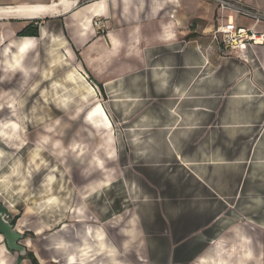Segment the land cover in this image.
Wrapping results in <instances>:
<instances>
[{"label":"crops","instance_id":"crops-1","mask_svg":"<svg viewBox=\"0 0 264 264\" xmlns=\"http://www.w3.org/2000/svg\"><path fill=\"white\" fill-rule=\"evenodd\" d=\"M55 1L0 0V122L17 111L15 121L0 123L3 144L14 154L28 145L31 84L94 80L109 106L122 110L133 102H151L153 114L166 115L125 127L137 132L125 146L132 141L151 147L139 159L145 179L141 200L125 211H130L124 231L127 260L103 228L108 219L90 218L84 207L73 209L75 221L59 223L47 238L48 259L38 258L30 239L22 245L41 264H263V247L258 245L256 257L254 242L244 232L235 235L239 244L231 247L204 233L220 217L204 201L228 206L245 183L244 172L230 177L224 166L237 157L230 159L225 149L212 150L207 143L236 141L250 132L249 139L258 140L252 159L263 145L264 46L254 47L249 64L222 55L211 33L219 25V13L204 0H78L53 15L26 18L20 13ZM245 1L264 12V0ZM95 18L108 21L106 31L94 27ZM31 24H38V37H21ZM256 30L264 32V25ZM112 132L114 147L119 141L113 126ZM182 143L196 146L182 153L175 146ZM162 146L168 153H162ZM180 170L183 179L165 176ZM58 196L65 199L64 192ZM0 264L32 262L11 251L0 235Z\"/></svg>","mask_w":264,"mask_h":264},{"label":"rangeland","instance_id":"rangeland-1","mask_svg":"<svg viewBox=\"0 0 264 264\" xmlns=\"http://www.w3.org/2000/svg\"><path fill=\"white\" fill-rule=\"evenodd\" d=\"M91 82L95 81L31 84L26 107L27 147L23 152L14 154L0 139V149L4 151L0 157V201L8 208V221L15 220L17 231L20 226L23 239L32 241L38 258L48 259L45 251L47 238L63 222H74L72 210L81 207L86 208L90 218L102 216L101 219H108L103 222V228L112 244L119 249L122 259L127 260L128 257L124 231L128 228L126 222L130 211H125L141 200L139 189L145 184V179L140 175L139 159L151 147H139L132 141L125 146L124 141L137 138V132L125 130V127L166 114H153L150 111L151 102H142V105L133 102L122 110L118 106H109L102 87ZM97 105L107 115L108 112L111 114L110 117L108 115L112 121L111 128L88 117ZM116 111L119 114L122 111V114H115ZM9 113L10 120L5 118L1 122L15 121L13 116L17 111ZM112 126L115 140L119 141L114 147ZM250 135V132H243L242 138L236 141L206 144L212 150L216 148L222 152L225 149L230 159L237 157L239 163L233 160L224 166L230 177L236 176V172L238 176L244 172L245 183L240 187L239 194L229 200L228 206L215 199L204 201L213 214L220 213V217L210 223L204 233L231 247L239 244L235 235L244 232L254 242V255L258 257L261 251H258L259 244L264 255V140L252 159L251 153L258 140L249 139ZM175 146L186 153L196 145L182 143ZM161 150L168 153L163 146ZM170 150L172 154L174 147L170 146ZM184 175L180 170L176 175L167 173L165 176L183 179ZM59 192H64L65 199L61 200ZM54 195L57 198H50ZM53 199L56 203L47 208L46 205ZM40 229L42 233L39 234ZM103 234L106 237L104 231ZM215 245L210 246L211 251Z\"/></svg>","mask_w":264,"mask_h":264},{"label":"built area","instance_id":"built-area-1","mask_svg":"<svg viewBox=\"0 0 264 264\" xmlns=\"http://www.w3.org/2000/svg\"><path fill=\"white\" fill-rule=\"evenodd\" d=\"M91 1L79 0L80 3ZM204 1L217 7L220 22L211 33L222 55L238 59L245 64L252 62L253 59H250L249 53L254 51V47L264 46V32L256 30L258 26L264 25V12L250 6L245 0ZM242 20L252 22L251 27L241 24ZM93 21L94 27L99 32L107 30L108 21L102 18H95Z\"/></svg>","mask_w":264,"mask_h":264},{"label":"bare ground","instance_id":"bare-ground-1","mask_svg":"<svg viewBox=\"0 0 264 264\" xmlns=\"http://www.w3.org/2000/svg\"><path fill=\"white\" fill-rule=\"evenodd\" d=\"M78 0H56L55 3H53L51 6H27L20 10L21 15L24 17H31V18H37L41 17L43 15H53L55 13H59L60 10H69L75 6ZM2 9H0L1 11ZM32 41V39H30ZM28 40V41H30ZM30 42L28 44L22 45V49H27L30 47ZM105 110L100 106L97 105L94 110L89 114L88 117H91L92 121L98 122L100 124H103L107 128H111V122L105 114ZM95 118V120H94ZM95 122V123H96ZM98 125V124H97ZM96 125V126H97ZM94 127V126H93ZM100 127V126H99ZM98 128V127H97ZM103 129V128H102ZM52 203H56L53 199L52 202H49L46 207L52 206ZM57 205V204H56ZM54 205V207L56 206Z\"/></svg>","mask_w":264,"mask_h":264},{"label":"water","instance_id":"water-1","mask_svg":"<svg viewBox=\"0 0 264 264\" xmlns=\"http://www.w3.org/2000/svg\"><path fill=\"white\" fill-rule=\"evenodd\" d=\"M10 218L9 211L5 203L0 201V235L4 236L7 247L22 256H26L27 247L21 244L23 234L17 231L8 219Z\"/></svg>","mask_w":264,"mask_h":264},{"label":"trees","instance_id":"trees-1","mask_svg":"<svg viewBox=\"0 0 264 264\" xmlns=\"http://www.w3.org/2000/svg\"><path fill=\"white\" fill-rule=\"evenodd\" d=\"M81 3H84V2H81ZM38 33H39L38 24H35V25L31 24L28 26V28H26L23 32L20 33V36L21 37H28V36L38 37ZM11 224L15 226V224H16L15 220L11 221ZM25 258L30 260V262H32V264H41L32 252H27Z\"/></svg>","mask_w":264,"mask_h":264}]
</instances>
